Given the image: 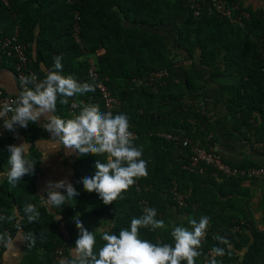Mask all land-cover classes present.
Instances as JSON below:
<instances>
[{"label": "trees", "instance_id": "obj_1", "mask_svg": "<svg viewBox=\"0 0 264 264\" xmlns=\"http://www.w3.org/2000/svg\"><path fill=\"white\" fill-rule=\"evenodd\" d=\"M7 2L5 5L0 0V15L8 18V32L17 31L18 38L26 44L28 66L39 78L45 74L41 65L51 70L54 57L61 56L63 75L95 86L94 92L69 98L67 105L58 99L56 112L59 116L71 118L80 105L71 112V104L81 101L98 104L104 112L96 80L87 75L89 66L94 65L98 79L119 101L113 114H126L130 130L137 134L134 143L142 148L148 175L136 178L119 198L105 205L96 192L86 191L82 184L84 177L95 174L96 160L104 161L105 158L78 155L73 185L79 195L56 213L39 203L34 180H26L30 174L17 184V193L0 185L3 216L12 217L0 220V230H8L11 235L18 226L22 227L25 236L35 239V244H30L32 251L41 248L36 264H58L56 250L63 247L70 256L69 246L75 247L79 231L71 219L77 213L82 218H103V229L95 231L94 250H98L104 243L102 232L118 235L121 229L130 228L133 217H139L145 207H151L157 210L156 219L164 220L166 227L156 231L141 228V239L170 243L173 225L190 227V218L199 220L207 215L209 225L198 249L201 255L196 258V264L203 263L213 246L225 247L226 254L216 257L222 264H264V226L258 229L250 217V195L240 184L246 179L221 176L207 166L202 172L187 170L184 165L188 157L181 142L163 136L170 133L180 138L188 137L205 146L208 142L205 136L210 133L212 141L216 142L206 108L202 113L196 105L185 103L186 99H201L204 82L197 76L196 67H187L179 58L180 54L183 59L198 61L196 64L209 73L210 81L219 86L220 101H223L232 128L240 133L248 132L252 143L264 141V59L260 52L264 45V19L249 12V18L239 25L218 15L214 9H203L195 17L185 0ZM74 24L78 27V39L74 36ZM164 28L174 33V53H169L168 43L160 32ZM34 40L36 52L32 54ZM153 72L167 74L150 83L148 78ZM177 72H183V79H179ZM136 80L142 83L137 84ZM7 139L0 137V172L5 171L10 156ZM248 165L256 164L239 166ZM174 186L183 195L184 206L178 205L171 192ZM26 203L36 205L40 212L37 221L28 222L23 211ZM61 223L70 233L67 239L60 231ZM214 234L227 237L230 248L214 240Z\"/></svg>", "mask_w": 264, "mask_h": 264}, {"label": "clouds", "instance_id": "obj_2", "mask_svg": "<svg viewBox=\"0 0 264 264\" xmlns=\"http://www.w3.org/2000/svg\"><path fill=\"white\" fill-rule=\"evenodd\" d=\"M62 69V57L55 56L53 68L46 70L43 78H39L36 73L25 77L24 83H30L32 87H24L15 100L0 106V127L19 138L18 129H26L30 123L39 124L50 133V138L46 139L56 144V152L64 149L67 156H103L104 161L97 159L95 162V174L84 177L82 184L86 191L96 192L105 205L112 204L135 183L136 178L148 175L147 161L142 158V148L134 143L135 136L130 131L126 114L102 112L98 104L81 103L79 111L69 119L56 115L58 99L61 104L67 105L69 98L95 91L93 84L80 83L71 75H63ZM8 151L10 156L3 175L9 185L16 187L25 175L34 173L37 161L30 159L27 141L10 144ZM48 158L49 154H46L43 161ZM46 192L45 202L50 208H60L79 195L67 179L48 181ZM23 211L29 223L40 217L35 204L26 203ZM79 216L77 213L74 217L79 234L72 254L61 258L58 264H196V258L201 255L198 249L205 238L210 220L207 215H202L199 220L190 218V227L173 225L170 243L159 240L153 243L141 239L139 230L147 228L156 231L166 225L164 220L156 219L155 208L145 207L142 215L131 219L130 228L121 229L118 235L102 232L104 243L98 250H94L96 233L89 231ZM11 219L10 216H0V220ZM213 239L230 248L227 237L214 234ZM16 241L35 244V239L30 235L14 239L7 232L0 233V245L5 249L15 246ZM225 254V247L213 246L208 264H222L216 257Z\"/></svg>", "mask_w": 264, "mask_h": 264}, {"label": "crops", "instance_id": "obj_3", "mask_svg": "<svg viewBox=\"0 0 264 264\" xmlns=\"http://www.w3.org/2000/svg\"><path fill=\"white\" fill-rule=\"evenodd\" d=\"M228 4L239 5V10H247L248 12L253 13L256 17L264 19V0H228ZM204 8L208 11L212 10V7L208 2L204 3ZM7 19V16L4 14L0 15V36L10 34L7 29ZM160 32L165 37L166 41H168L167 39L171 40L169 35L170 29L164 28L163 30H160ZM31 46L32 54H35V40ZM175 50L176 48L173 46V48L169 50V53H174ZM179 58H181L182 61L184 60V64L188 61L187 59H183L180 55ZM91 59L92 57L90 56V60ZM41 67L46 71L43 65H41ZM195 67L197 76L204 82L202 97L200 100L203 101V106L208 111L207 117L210 121L211 130L214 132L215 143L219 153L225 160L236 165L252 163L264 166V151L255 150L253 143L249 140V133H240L232 128V123L229 122L228 113L223 105V101H220L221 90L219 86L215 82L210 81L209 73L203 70V68L201 69L200 66ZM177 76L181 80L183 79L184 74L183 72H177ZM18 87L19 84L13 72V64L11 60L2 54L0 49V88L8 93L16 94L18 92ZM56 115H59L58 112H56ZM41 123H43V120ZM17 131L19 138L16 137V134L10 133L7 140L10 144H20L27 141L29 145L30 159L37 161L34 173L30 174L26 180H34V188L36 195L39 198V203L45 205L51 213H56L63 205L60 208H50L46 204L47 182L50 180L59 181L61 179H67L74 184V172L77 165L76 161L78 154L67 156L65 155L64 149L56 152V144L53 141L46 139L50 138V133L46 132L39 124L30 123L26 129L21 128ZM5 148L7 149V147ZM33 151L35 152L32 155ZM46 154H49V158L46 161H43ZM6 168L7 164L5 165V171ZM5 171L0 172V185L10 191L15 190V193H17L19 190L18 185L16 187L9 185L6 176L3 175ZM216 180L220 181L219 178H216ZM240 184L243 190H246L250 195V201L248 204L250 217L255 226L258 229H262L264 226V178L246 179L240 181ZM218 198L224 199L225 197L219 196ZM11 208L16 213L15 206ZM58 217L59 215H55V218ZM60 231L65 239L69 238L70 233L63 223L60 225ZM11 236L14 239H22L25 236L22 227H18ZM72 249L73 248H70L69 246V255L72 254ZM40 254L41 248L38 247L35 252L32 251L30 248V242L16 241L15 246L12 248H3L2 261L0 264H36V257H39Z\"/></svg>", "mask_w": 264, "mask_h": 264}, {"label": "built area", "instance_id": "obj_4", "mask_svg": "<svg viewBox=\"0 0 264 264\" xmlns=\"http://www.w3.org/2000/svg\"><path fill=\"white\" fill-rule=\"evenodd\" d=\"M187 6L191 10L192 14L195 17H198L204 8V3L208 2L212 9L215 12L225 17L229 20V22L236 23L239 25L243 24L245 19H248L250 13L247 10H239V5H229L228 0H185ZM1 2L5 5L8 4L7 0H1ZM76 19L78 15L76 14ZM78 33L77 24H74V36L76 39ZM0 49L2 54L11 60L13 64V72L18 81L19 87L18 92L16 94H11L6 92L5 90L0 88V106L4 103H11L13 100L16 99L17 94L24 88L30 87L31 84H25L24 78L30 76V74L35 73L29 68L30 59L26 52V44L23 43L19 38L17 31L10 35L0 36ZM261 56L264 59V45L260 48ZM166 72H153L150 74L148 78V82H153L156 79L166 75ZM88 77L96 80V87L99 92V96L104 104V112H112L117 108L119 104L118 99L112 94L108 86L101 80L98 79V74L94 65H90L87 70ZM137 84H141V80H136ZM83 103V101L77 103L73 102L71 104V112L74 108H76L79 104ZM185 103L188 105H196L198 108L201 109L203 113V101L202 100H189L186 99ZM73 105H76L75 107ZM2 110V109H0ZM10 115V114H9ZM2 124V121H0ZM3 131V132H2ZM134 133L135 138L137 134ZM0 137H8L10 132L7 130H2L0 127ZM163 136L166 139L174 140L176 142H181L182 147L186 150V156L188 157L187 164L184 165L189 171H198L202 172L204 168L212 167L215 170V174H219L221 176L226 177H239L244 179H261L264 178V166L263 165H248L246 167H242L239 165L233 166L227 161L222 158V155L217 150L216 143L212 141V135L209 133L205 136L208 140L205 146L200 145L198 141H192L188 137L180 138L178 135H173L170 133H165ZM253 147L255 150L264 151V141H253ZM171 192L173 193L175 199L178 202V205L184 206L185 202L183 199V195L179 193L176 189V186L172 187ZM0 216H3L2 209L0 208ZM7 232L10 234L8 230H0V233ZM204 240V239H203ZM3 245H0V263L2 261V251ZM209 252L204 257L202 264H208L211 257L209 256ZM69 257L63 247H60L56 250V260L59 261L61 258Z\"/></svg>", "mask_w": 264, "mask_h": 264}, {"label": "rangeland", "instance_id": "obj_5", "mask_svg": "<svg viewBox=\"0 0 264 264\" xmlns=\"http://www.w3.org/2000/svg\"><path fill=\"white\" fill-rule=\"evenodd\" d=\"M173 34H174L173 31L170 30L169 35L171 37V40L170 39H167L168 40L167 43H168V46H169L170 49L173 48L174 43H175L174 42L175 40H174ZM178 55H180V54H178ZM181 57H183V55ZM196 58H198V54L196 55ZM185 65H188V67H190V66H194V67L195 66H199V64H196L195 65L194 61L192 62L190 59L185 63ZM79 219L83 222L84 226L89 231H99L103 227L102 226L103 218H101V217L89 216L87 218H82L81 217V214H80ZM71 222H72L73 226H75L76 231H79V229L76 227V224H75L74 219H71Z\"/></svg>", "mask_w": 264, "mask_h": 264}]
</instances>
